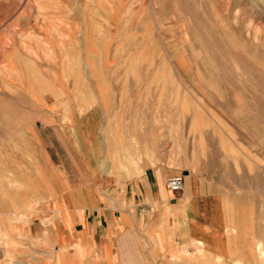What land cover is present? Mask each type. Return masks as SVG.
I'll return each instance as SVG.
<instances>
[{
  "label": "crops",
  "instance_id": "obj_1",
  "mask_svg": "<svg viewBox=\"0 0 264 264\" xmlns=\"http://www.w3.org/2000/svg\"><path fill=\"white\" fill-rule=\"evenodd\" d=\"M151 5H69L81 13L70 26L85 29L77 42L71 36L75 51L57 58L46 75L31 71L26 81H11L30 94L8 98V106L31 118L19 131L0 133V264H264L263 198L197 169H182L183 187L171 191L167 182L176 171L136 145L149 136L136 133L135 118L119 110L129 106L125 101L111 99L137 90L127 87L129 67L87 47L108 43L124 25L122 14ZM40 90L49 117L43 122ZM136 102L131 106L150 108ZM138 120L149 129L148 115Z\"/></svg>",
  "mask_w": 264,
  "mask_h": 264
},
{
  "label": "rangeland",
  "instance_id": "obj_2",
  "mask_svg": "<svg viewBox=\"0 0 264 264\" xmlns=\"http://www.w3.org/2000/svg\"><path fill=\"white\" fill-rule=\"evenodd\" d=\"M77 3L0 0V133L10 135L30 123V113L8 106L15 95L30 94L11 81L29 79L31 71L46 75L57 58L68 59L78 46L73 41L85 29L70 26L81 13L69 8ZM151 4L150 11L122 14L124 25L112 31L108 43L87 46L120 57L119 67L126 62L130 69L127 87L134 84L137 90L111 93V99L125 101L129 106L119 110L135 118L136 133L149 136L136 145L148 147L150 158L177 175L197 169L231 179L239 190L261 196L264 206V0ZM41 90L38 118L43 122L49 117L43 115ZM138 99L150 108L131 106ZM142 115L149 116L148 130H142Z\"/></svg>",
  "mask_w": 264,
  "mask_h": 264
},
{
  "label": "built area",
  "instance_id": "obj_3",
  "mask_svg": "<svg viewBox=\"0 0 264 264\" xmlns=\"http://www.w3.org/2000/svg\"><path fill=\"white\" fill-rule=\"evenodd\" d=\"M183 184H184V174H180L171 177L167 182V187L171 191L177 192L182 189Z\"/></svg>",
  "mask_w": 264,
  "mask_h": 264
},
{
  "label": "bare ground",
  "instance_id": "obj_4",
  "mask_svg": "<svg viewBox=\"0 0 264 264\" xmlns=\"http://www.w3.org/2000/svg\"><path fill=\"white\" fill-rule=\"evenodd\" d=\"M203 21V20H202Z\"/></svg>",
  "mask_w": 264,
  "mask_h": 264
}]
</instances>
